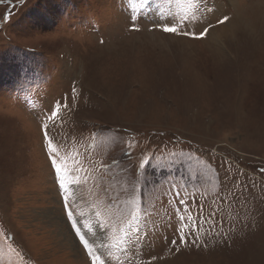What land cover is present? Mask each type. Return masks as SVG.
<instances>
[{
	"label": "rangeland",
	"instance_id": "1",
	"mask_svg": "<svg viewBox=\"0 0 264 264\" xmlns=\"http://www.w3.org/2000/svg\"><path fill=\"white\" fill-rule=\"evenodd\" d=\"M92 257L264 264V0H0V264Z\"/></svg>",
	"mask_w": 264,
	"mask_h": 264
},
{
	"label": "snow or ice",
	"instance_id": "2",
	"mask_svg": "<svg viewBox=\"0 0 264 264\" xmlns=\"http://www.w3.org/2000/svg\"><path fill=\"white\" fill-rule=\"evenodd\" d=\"M5 19H7V17H5ZM159 27L162 28V30L165 32V33H176L178 31V29L174 26H170L168 24H165V25H159ZM208 34V29H204L201 33H200V36L203 37V36H206ZM57 113L56 112H52V118L55 119ZM52 167L55 168L57 174H59V169L56 168V162L53 160L52 161ZM61 187H63V185H61ZM181 240H185V237H181ZM81 243H84L83 240H81ZM85 248H87V244L84 245ZM89 255H91V253H89ZM92 264H101V261L99 259V257H92Z\"/></svg>",
	"mask_w": 264,
	"mask_h": 264
},
{
	"label": "bare ground",
	"instance_id": "3",
	"mask_svg": "<svg viewBox=\"0 0 264 264\" xmlns=\"http://www.w3.org/2000/svg\"><path fill=\"white\" fill-rule=\"evenodd\" d=\"M215 34V36H218L216 33H214ZM230 34V33H229ZM214 36V35H213ZM219 37V36H218ZM214 39V38H213ZM218 39V38H217ZM226 40H228V39H226ZM225 40V41H226ZM223 41H224V39H223ZM218 42V41H217ZM227 42V41H226ZM220 44V43H219ZM224 45V44H223ZM218 49H219V47H218ZM48 217V216H47Z\"/></svg>",
	"mask_w": 264,
	"mask_h": 264
}]
</instances>
